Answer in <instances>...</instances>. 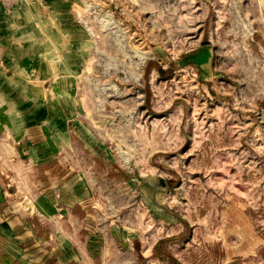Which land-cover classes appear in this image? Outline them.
I'll return each instance as SVG.
<instances>
[{
  "label": "rangeland",
  "instance_id": "obj_1",
  "mask_svg": "<svg viewBox=\"0 0 264 264\" xmlns=\"http://www.w3.org/2000/svg\"><path fill=\"white\" fill-rule=\"evenodd\" d=\"M31 6L71 100L7 129L0 264H264V0H0L2 39Z\"/></svg>",
  "mask_w": 264,
  "mask_h": 264
},
{
  "label": "crops",
  "instance_id": "obj_2",
  "mask_svg": "<svg viewBox=\"0 0 264 264\" xmlns=\"http://www.w3.org/2000/svg\"><path fill=\"white\" fill-rule=\"evenodd\" d=\"M28 3L31 4V2ZM53 11L48 16H43L42 18L39 12L31 6V10L25 12V15H27L26 19L28 18L29 20L23 21L22 26L16 24V27L10 29L12 31V34H10L11 39L6 38L5 40L0 37V189L3 187V175L8 173V165L13 163H26V160L22 158L19 160L15 158L16 142L10 140L6 135L7 129L11 124L13 126H19L20 123L16 115L27 116L25 120L28 122L26 123L25 121L26 124L24 123V126L27 125L25 126L26 131L32 126L30 121L31 117L35 118L36 115L42 114L41 107L44 115L45 110L47 115H50V110L53 109L51 100L55 99L56 96L63 94L65 105H68L67 101L71 100L70 88L68 90L66 86L70 82L67 79V75L69 76L72 71V29L66 30L63 27V33L57 32L54 29L51 33L48 32L47 36H50V38L47 39V45L44 51L39 50L37 53L32 50L29 56L25 57L26 59L23 56V48L20 49L18 47L17 32L21 31L24 33L28 29L37 30L38 28L40 31L41 27L36 24H39L42 19L49 20L55 18L59 20L58 14L60 12L58 11L57 14L55 10ZM66 17L68 18L69 14L65 12ZM13 18L15 17L11 16L10 19L13 20ZM66 31L70 34L71 38L69 36V39H66L65 36L63 37L64 41L59 38L56 39V36L66 34ZM67 41L69 43L68 45ZM44 54L46 58L43 57ZM56 69L63 72V74L59 75L58 80L53 81L52 89L51 87L44 86L48 80V76ZM34 73H36V76Z\"/></svg>",
  "mask_w": 264,
  "mask_h": 264
}]
</instances>
